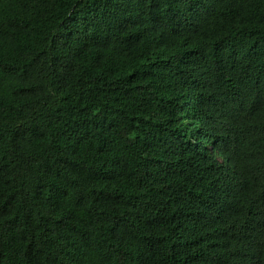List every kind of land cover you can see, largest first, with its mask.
Instances as JSON below:
<instances>
[{"label":"trees","instance_id":"trees-1","mask_svg":"<svg viewBox=\"0 0 264 264\" xmlns=\"http://www.w3.org/2000/svg\"><path fill=\"white\" fill-rule=\"evenodd\" d=\"M0 264H264V0H0Z\"/></svg>","mask_w":264,"mask_h":264}]
</instances>
